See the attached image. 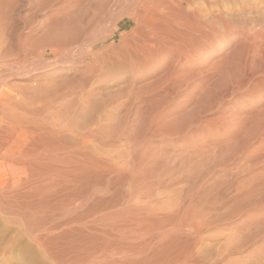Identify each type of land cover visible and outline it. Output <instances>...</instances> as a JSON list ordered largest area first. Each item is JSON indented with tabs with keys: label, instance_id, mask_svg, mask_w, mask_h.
<instances>
[{
	"label": "bare ground",
	"instance_id": "1",
	"mask_svg": "<svg viewBox=\"0 0 264 264\" xmlns=\"http://www.w3.org/2000/svg\"><path fill=\"white\" fill-rule=\"evenodd\" d=\"M194 4L0 0V202L56 206V246L100 240L129 249L124 264H264V35L243 32L259 16Z\"/></svg>",
	"mask_w": 264,
	"mask_h": 264
},
{
	"label": "rangeland",
	"instance_id": "2",
	"mask_svg": "<svg viewBox=\"0 0 264 264\" xmlns=\"http://www.w3.org/2000/svg\"><path fill=\"white\" fill-rule=\"evenodd\" d=\"M197 1V2H196ZM206 1V2H205ZM192 0V4H194L195 2H196V4H194V6H192V8H189V9H192V10H194V11H196V12H198V9H199V13L201 12V14H202V12H204V11H212V12H217L219 9V11H221V12H223L224 11V13H225V15H227L228 13V11H231V13H234L235 15H238L239 13H242L241 12V10L240 9H242V11H249L250 9L249 8H252L251 10H253V9H255V13H256V15L258 14V16H259V19L254 23L255 25H256V27L254 28L253 26L252 27H247L246 29H244V31L243 32H245V33H249V34H251V35H254V34H257V32L258 33H262V35H264V25H260V23L262 22L261 20L262 19H264V7H263V3H264V1L263 0H255L256 2H255V4H257V5H255L254 4V2H253V0H250V2H251V4L248 2V1H246V0H240V1H236V2H234V3H232L234 0H227V2L229 3H227V2H225L226 0H214V1H209V0ZM207 1H208V3H207ZM258 1H261V2H258ZM200 2V3H199ZM204 4H203V3ZM217 2V3H216ZM222 2H224L223 3V5L226 3V5L225 6H223L222 5ZM241 4H240V3ZM244 2H247L248 3V5H246V3L244 4ZM199 3V4H198ZM205 3H207V4H205ZM212 3H213V5H212ZM216 3V4H215ZM221 3V4H220ZM235 3H236V5H237V3H239L238 5H237V7H235L236 5H235ZM259 3V4H258ZM197 4L199 5V6H197ZM227 4L228 5H230V6H227ZM251 6H250V5ZM261 4V5H260ZM263 4V5H262ZM201 5V6H200ZM206 7H205V6ZM232 5V6H231ZM240 5V6H239ZM254 5V6H253ZM202 6H203V8H202ZM209 6H212V7H214V8H209ZM248 6V7H247ZM253 6V7H252ZM256 6H257V8L258 9H256ZM197 7H199L198 9H197ZM217 7V8H216ZM221 7H222V9H221ZM224 7H226L225 9H224ZM228 7H230V8H228ZM234 7V8H233ZM240 7V8H239ZM245 7V8H244ZM204 8H205V10H204ZM238 8H239V10H238ZM248 8V9H247ZM200 9H201V11H200ZM210 9H212V10H210ZM224 9V10H223ZM230 9V10H229ZM203 10V11H202ZM235 10V11H234ZM262 10V11H261ZM218 11V12H219ZM254 11V10H253ZM257 11V12H256ZM259 11H261V12H259ZM237 12H238V14H237ZM230 13V12H229ZM260 13H263V15L262 14H260ZM127 21V22H126ZM125 22L127 23H125V22H123L122 24H121V31L122 32H126V33H129L130 31H131V29H132V27L134 26V23H133V21H131V20H126ZM264 21V20H263ZM250 22V21H249ZM124 24H126V25H124ZM124 25V26H123ZM254 25V26H255ZM258 25V26H257ZM241 28H242V25H236V26H233V29H238V30H241ZM256 29V30H255ZM259 29V30H258ZM225 30L222 28L221 29V32H224ZM251 32V33H250ZM254 32V33H253ZM227 38H229V37H227ZM118 40V34H117V36L116 37H114L113 39H110L109 41H108V44L109 43H111L112 41H115V40ZM259 39V38H258ZM234 42H238V40L237 39H235V40H233V43L232 44H235ZM233 46V45H232ZM36 56V54H31V55H29V56H27L28 58H25V60L26 61H28L27 63H26V61L25 60H23V61H21V62H24V63H26V64H28V63H30V62H33V63H36L37 61H39V60H41L43 57H36L35 58V56ZM22 56L20 55V57H17V59H16V57L15 56H12L11 58H10V62L11 63H15V62H18L19 61V59L21 58ZM33 57V58H32ZM19 58V59H18ZM47 60H52L53 59V57L52 56H49V55H47L46 57H45ZM51 58V59H50ZM13 59V60H12ZM29 59V60H28ZM15 60V61H14ZM36 60V61H35ZM13 61V62H12ZM108 106V105H107ZM107 106L103 109L104 111H106V112H112L111 110L112 109H114L115 107L114 106H108V108H107ZM112 107V108H111ZM107 109V110H106ZM92 110V109H91ZM90 110V111H91ZM109 110V111H108ZM100 111V110H99ZM122 112H124V111H122ZM87 113V112H86ZM97 113V112H96ZM90 114V112H88V116H90L89 115ZM86 115V116H87ZM88 116H87V118L85 117V115H83V117L85 118V120L86 119H88ZM81 118V119H83L84 120V118ZM83 123H85V122H81V124H83ZM83 126H87L88 127V125H85V124H83ZM92 127H94V126H92ZM243 157V156H242ZM240 161H242V158L240 157V158H238V159H236L235 161H231L229 164H227V168H234V167H236V165H237V163L238 162H240ZM237 162V163H236ZM229 165V166H228ZM206 192H204V194H205ZM2 202H0V204H1ZM6 205H5V204ZM3 205L1 206L0 205V207H2V208H0V264H111V262H112V264H120V262L122 263L123 262V264H124V260H125V255H126V252L125 251H129V249L127 250V249H99L98 247H100L101 246V244L99 243V242H101L100 240H98L99 242L97 243L98 245H93L92 244V246H91V244H89L88 246L86 245H84L85 247H87V248H89V246L92 248H89V249H85V247L84 248H82V247H77V248H79V249H76V245L75 244H73V243H71V244H68V246H66L65 248H67V249H65L64 247L61 249L60 248V246L59 245H57L59 248H57V246H56V244H58L57 242H58V237L61 235V233H62V231H63V228L61 229L60 227H58V226H56V227H58V228H56L55 227V225H57V224H59V222L62 220V221H64V220H66V218L67 217H62V216H58L59 217V219H57L58 217L57 216H54V215H51V213L49 212L51 209H53L54 210V208L56 207H54V206H52V205H50L48 208H46V209H48L47 210V212H46V210H42L41 211V216H40V213L36 216V214L37 213H34V210H30L29 212H28V210L30 209V207H28V205H26V204H24L23 205V208L24 209H22V208H18V206L19 207H22V204H16L17 205V208H16V205H15V203H14V206H12L11 204H13V203H6V202H3L2 203ZM26 205V206H25ZM4 206V207H3ZM5 206H6V208H5ZM9 208H8V207ZM11 206V207H10ZM52 206V207H51ZM13 207H15V208H13ZM25 207H28V209L27 208H25ZM204 208H206V205H204V206H202V209H204ZM5 211H4V210ZM6 209L8 210V212L9 213H11V211H9V210H14V212H12L11 214H9V213H6L5 214V212H6ZM25 209H27V210H25ZM207 209V208H206ZM19 210V211H18ZM22 210H24V212L25 213H29V214H31V215H29V216H27ZM1 211H2V213H1ZM4 211V212H3ZM22 211V212H21ZM18 212H20V213H18ZM32 212V213H31ZM44 212H46L45 213V217H44V219H46V221H44V220H41L42 218H43V215H42V213H44ZM49 212V213H48ZM17 213V214H16ZM22 213H24L23 215H22ZM48 213V214H47ZM9 216H8V215ZM18 214H20V215H18ZM13 217H12V216ZM18 215V216H17ZM22 215V216H21ZM11 216V217H10ZM17 218H15V217ZM31 216H32V218H31ZM34 216V217H33ZM50 216L52 217V219H51V221H53L55 224H51V221L50 220H48L47 218H49L50 219ZM7 217V218H6ZM26 218V222H24V220H23V218ZM29 217V218H28ZM37 217H39L38 219H40L41 217V219L40 220H38L39 221V223H41V225L40 224H38V221L37 220H35V218L37 219ZM20 218H22V220L19 219ZM32 220H31V219ZM59 220V221H56V220ZM61 219V220H60ZM28 220H31V221H28ZM56 222H55V221ZM44 221V222H43ZM50 221V222H49ZM62 221L60 222V223H62ZM89 221V220H88ZM87 221V224L88 225H90V221L88 222ZM22 222V223H21ZM24 222V223H23ZM29 222H32L31 224H38L40 227H38L40 230H38V229H36V228H34L35 226H37V225H34L33 224V226L32 225H29ZM36 222V223H35ZM45 222H49V223H46L45 225L47 226L48 224V226L49 227H51L52 225V227H54V228H56L57 230H58V233H57V230L55 229V231H54V228H52V230H51V228H49L48 226V228L44 225V223ZM25 223H27L26 225H25ZM51 224V225H50ZM28 226H30V227H33V228H29ZM41 226H43V227H41ZM29 228V229H28ZM46 228L48 229V230H51V231H53V232H51V231H48L50 234L51 233H53V234H49L50 236H48V232H45L46 231ZM31 229H33V231L34 232H36L35 234H34V232L31 230ZM41 229H42V231H41ZM61 229V230H60ZM29 231V232H28ZM33 232V237H32V233ZM39 232V233H38ZM42 232V233H41ZM54 232L57 234H54ZM69 233V231L67 232V234ZM36 234H37V236H36ZM39 234H41V235H39ZM44 234V235H43ZM60 234V235H59ZM71 234H72V232H71ZM38 235H39V237H38ZM53 235H55V236H57L56 237V239L54 238L55 236H53ZM62 235H64V234H62ZM61 235V236H62ZM70 235V234H69ZM34 236L36 237V238H34ZM43 236V237H42ZM52 236V237H51ZM42 237V238H41ZM51 238L52 240H50V238L49 239H47L48 240V242H46L47 240H44L45 238ZM90 237V241L93 239L92 237L93 236H89ZM33 238L35 239V241L33 240ZM41 239V240H39V239ZM44 238V239H43ZM54 238V239H53ZM92 238V239H91ZM33 240V241H32ZM54 240H56V241H54ZM38 241V242H37ZM42 241H45V243H47V244H45L44 242H42ZM92 241H94V240H92ZM42 242V243H41ZM51 242V243H50ZM53 242H55L56 244H54ZM40 243V244H39ZM93 243H95V242H93ZM35 244H37L39 247H41L42 249H40V248H38V246L37 245H35ZM43 244V245H42ZM47 246V248H45L46 246ZM53 244V245H52ZM49 245L51 246V247H49ZM55 245V246H54ZM70 245H72L73 246V249H72V246H71V248H70ZM75 245V246H74ZM32 246V247H31ZM37 246V247H36ZM54 246V247H53ZM93 246H95V248L93 247ZM98 246V247H97ZM28 247V248H27ZM53 247V248H52ZM68 247H69V249H68ZM45 248V249H44ZM49 248V250H47ZM51 248H52V250H51ZM54 248H57L56 250H54ZM98 248V249H97ZM76 249V250H75ZM45 250V251H44ZM66 250H68V251H66ZM113 250V251H112ZM198 250V249H197ZM205 249H199V251H197L198 253H197V255H200V254H202L203 252H205L204 251ZM52 253H51V252ZM56 251V252H55ZM103 251V252H102ZM122 251V252H121ZM43 252V253H42ZM58 252V253H57ZM64 252V253H63ZM108 252V253H107ZM116 252V253H115ZM121 252V253H120ZM52 255H51V254ZM54 253V254H53ZM56 253V254H55ZM72 255H71V254ZM74 253V254H73ZM128 253V252H127ZM59 254V255H58ZM66 254H67V256H66ZM101 254V255H100ZM106 254H108V255H106ZM111 254V255H110ZM117 254V255H116ZM124 254V255H123ZM246 254V253H245ZM53 255H56V257H61V259H59V258H54V257H52ZM58 255V256H57ZM52 257V258H51ZM64 257V258H63ZM74 257V258H73ZM79 257V258H78ZM110 257V258H109ZM120 258H122L123 259V261H122V259L120 260ZM71 259V260H70ZM75 259V260H74ZM78 259V260H77ZM80 259V260H79ZM113 259V260H112ZM62 260V261H61ZM68 260V261H67ZM54 261H56V262H54ZM64 261V262H63ZM119 261V262H118ZM63 262V263H62ZM108 262V263H107ZM116 262V263H115Z\"/></svg>",
	"mask_w": 264,
	"mask_h": 264
}]
</instances>
